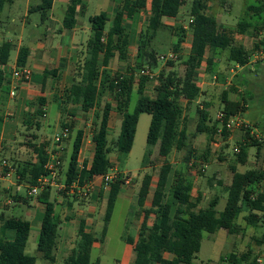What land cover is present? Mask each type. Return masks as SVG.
Instances as JSON below:
<instances>
[{
  "label": "trees",
  "instance_id": "16d2710c",
  "mask_svg": "<svg viewBox=\"0 0 264 264\" xmlns=\"http://www.w3.org/2000/svg\"><path fill=\"white\" fill-rule=\"evenodd\" d=\"M79 1L71 0L63 19L64 28L71 29L74 27L76 6ZM212 1L216 0L192 1L189 9V16L193 18L190 25L191 48L183 62V75L179 76L171 70L168 72L161 71L157 77L154 98H149L144 94V85L149 79L147 76H139L136 83V77L132 73L128 77L117 73L111 75L106 68L115 51H118L120 59L125 58L126 41L123 40L122 31L124 18L132 17L135 13L143 11L149 6L148 22L142 28L138 39L135 69L141 71L145 66L152 69L157 61L156 53L150 46L157 32L166 27L162 23V19L176 18L181 6L184 5V0H121L120 9L116 12L112 26L106 33L107 14L101 12L90 17V36L86 43L84 58L78 68L77 78L73 80L69 88L68 98L62 106V113L65 112V107L68 104L76 106L84 113L95 109L91 136L95 148L91 165L89 169H78L77 154L82 132L76 131L65 172L64 184L66 186H70L72 183L81 186L94 176L106 175L113 167L110 160L111 152L127 155L132 149L139 116L141 114L150 115L146 136L148 150L143 156L142 163H146L152 154L149 147L156 145L158 147L157 155L163 158L164 162L160 167L148 208H145L144 204L151 188V174H144L137 192L136 204L141 210L143 220L136 242L134 243L132 238H128L127 242L134 243V250L141 256L140 264H191L196 253L200 250L203 233L211 235L219 230H226L229 234L237 233L238 228L235 221L243 211L247 212L244 219L248 225L262 228L261 238L256 241L259 246L264 245V222L261 219V213L264 211V195H257L253 198L259 182L264 179V169H252L241 173L231 166V182L226 188L227 201L224 209L218 212L216 210L218 205L216 198L209 201L208 207L197 210L201 199L200 194L195 200H192V181L185 176L183 170L174 171L168 162L174 148L181 151L188 146V135L182 125L184 107L181 104V99L191 102L200 95V88L195 81V72L200 67L205 54H208L206 63L209 67L213 66L218 53L221 51L227 52L229 62L244 67L252 53L241 45H234L230 33L218 30L215 16L207 12L208 3ZM218 1L222 4L225 2V0ZM4 2L5 0H0V11ZM52 3L53 0H41L34 8L36 12H39L41 21L47 19ZM249 30L252 31L254 37H257L258 33L264 30V0L257 2L256 5L246 7L245 18L236 25V31L240 35ZM175 33L177 34V42L172 48L179 52L184 36L180 29L175 28ZM115 36H117V42L114 41ZM10 48L11 45L8 42L1 44L0 65H6ZM253 48L258 49V44L255 43ZM27 54L28 49L26 47L19 50L17 67L25 66ZM168 65H173V62L168 61ZM254 67L257 72L262 69L259 65ZM129 70L134 71L133 68H129ZM43 75L44 77L55 76V71L46 70ZM3 81L4 78L0 70V86ZM134 91L137 100L133 111L130 112L128 108ZM106 92L116 99V110L121 115L120 130L115 141H110L108 138V121L112 106L105 103L101 107L99 104L102 94ZM246 95L251 97L249 92H246ZM36 100L41 107L44 105L42 97ZM245 101L244 97L235 101L231 100L229 91H223L220 97L221 108L226 115L244 112ZM41 107L34 112L36 118L42 117L44 114ZM209 107L210 104L206 102L197 106L195 134H205L210 142L218 123L211 120ZM33 125L37 131L41 127L38 121H35ZM61 126L64 127L63 122H61ZM31 138L36 140L37 136L32 135ZM26 145L32 154H36V163L32 164L30 161H25L17 169V174L20 176V182L33 186L40 176L47 173L44 166L48 160L46 151L48 144L33 141ZM250 146H256L259 150L261 142L252 137L250 129H248L245 131L244 141L238 143L240 149L237 153L238 164L244 165L246 163V150ZM171 174L173 176L170 178ZM124 177L118 169L116 178L109 183L103 216V234L107 229L117 197L124 185ZM49 193V188H46L36 197L38 202L47 206L41 222L36 249L44 260L52 264L59 219L53 214L52 204L48 201ZM12 198L15 202L20 201L19 197L14 196ZM151 218L152 223L149 225L148 221ZM1 227L2 231H12L14 236L12 239L0 236V264H35L36 258L25 252L30 230L29 223L19 217H10L3 221ZM78 237L77 247L65 260V264H98V261L90 262V252L95 238L91 233L85 232L83 221L79 223ZM165 253L172 255V258L166 259ZM221 261L227 264H256L255 255L250 248L240 254L231 253L224 258L222 257Z\"/></svg>",
  "mask_w": 264,
  "mask_h": 264
},
{
  "label": "crops",
  "instance_id": "0c3cea01",
  "mask_svg": "<svg viewBox=\"0 0 264 264\" xmlns=\"http://www.w3.org/2000/svg\"><path fill=\"white\" fill-rule=\"evenodd\" d=\"M40 1L41 0H5L2 9L0 11V46L2 43L5 42H8L11 45L6 65H0L2 77L4 78V81L0 86V117H1L0 149L4 147L12 148L16 143L20 142V141L18 142L16 138L18 134H21L20 132L22 131V129L20 128L22 126L24 128L31 127L33 126V123L35 121H38L40 125L42 123V126L46 124V121L48 120L49 117V111L53 107V110L56 111L57 125L59 123L61 125V122H63L64 127H68V126L70 127L71 125L70 136L66 141L65 147H67V144H70V147L72 149V142L75 136V132L76 131L82 132L80 147L77 154V162H78V166L80 165L83 166V168L85 169H89L95 148V145L91 139L93 120H94L93 114L95 112V109H92L87 113H84L79 109H77L76 106H72L68 104L65 107V112L62 113V106L63 103L66 102L68 98L69 88L73 80L77 78L76 76L78 73V68L81 65L84 58L86 43L90 36V33H87L90 32L89 18L101 12H105L108 16L107 23L109 22L110 24L109 29H110L112 26L113 18L116 12L120 9L121 0H102L103 2L111 1L112 7L109 8L107 7L106 4L104 3L100 4L101 3L100 2L96 6V12H97L96 14L89 13L90 7L93 4L92 3L93 0H80L78 5L76 6V12H75L76 23L74 27L71 29L64 28L63 26V19L65 17L67 8L70 5L71 0H53L52 6L47 14L48 15L47 19L44 21H41L39 12H36L34 9L40 3ZM93 7L94 4L92 8ZM144 12H148L149 14V6H147L143 11L135 13L132 17L124 18L122 22V31H123V40L126 41V45L124 48L125 58L120 59L118 51H115L113 58L110 59L108 67L106 68L108 72L110 73L113 72L111 68V64H114L117 59L119 63L125 64L126 61H129V62H133L134 64L132 65L135 66L139 35L144 25L147 24L149 18L148 15L146 24H143L141 22V18ZM31 14H37L39 16L38 22L40 23V25H42V28H44L45 31L44 35L38 33L37 31V26H39L38 24H35L34 28H31L28 25L30 24V22L31 23L33 22L31 18ZM215 18L217 21V17ZM167 20H175V19L174 18L162 19V23L166 26L164 29L167 28L169 30V28H172L173 26H168L165 22ZM107 31L105 30V33ZM114 41L117 42V36L114 37ZM135 46L136 49L133 52L132 56H129L130 55L129 52L131 48H134ZM24 47L28 49L27 59L24 67H27L31 70L32 72L31 78L33 77L32 79L30 78L28 81H22L12 77V72L18 68L17 58H18L19 50ZM190 48H191V40L188 45V54ZM11 52H15V57L13 60H11ZM207 57L208 54L206 53L205 56L203 57V61L201 62L200 67L197 68V70L200 69L203 66V64H205V67L207 69L208 67L206 63ZM132 58L135 59L133 60ZM234 65L239 70L247 68V67H243V68L238 67L236 64ZM46 70H54L55 76L44 77L43 72ZM116 73L121 74L122 72L117 69ZM122 75L128 77L131 74L128 75L122 74ZM140 75L142 74L140 73ZM150 79L151 78H149L145 82L144 94L149 98H154L156 94L157 81H155V83L150 82ZM196 83L200 88V95L194 101L191 102H187L185 99H181V104L184 108L189 107L191 105H195L197 103H198L197 106H200L199 102L200 100H202V96H203V92L201 88L202 83L199 84L197 81ZM4 85L8 87L7 90L3 89ZM151 87H152V93L148 94L147 90ZM11 91L14 92L13 95H10ZM133 93H135V91ZM132 95L130 102L132 100ZM111 96H112L111 101L108 100L107 102H104V104L109 103L112 106V110L109 114L108 133L110 136V132H112L117 127L116 137H118L119 134L118 130H120V124H121V115L116 110V105H117L116 99L113 97V95ZM39 97H42L44 99V103H43L44 105L42 107L38 104L36 100ZM102 97H106V96H101L100 98L99 104L101 107L104 105L101 104ZM229 98L234 101L240 99V98L232 99L230 97V94H229ZM202 102L208 103L205 100H202ZM40 107L44 112L42 117L36 119L33 118L30 119L29 117L30 114H28V111L32 113L35 112V110ZM2 112H4V116L2 115ZM65 113L67 114L66 117H64ZM20 115L21 117H19ZM8 116H11L10 120H8ZM47 127H49V125H47ZM231 138L232 136L229 138V140H231ZM260 148L261 146L257 151L258 155L260 153ZM175 150L177 149L174 148L173 151ZM115 153L118 154L117 152ZM69 156L70 154H68V159L66 163L67 165H68ZM31 157L32 159L29 161L32 164L36 163V154H31ZM23 163L24 162L16 163V166L14 167L15 168L14 173L10 177L0 180V236L6 239H12L14 236V233L12 231L9 230L2 231L1 226L5 219L10 217H19L27 221L29 223V228H30L27 243L32 237L35 242L34 249L35 252L37 253V257L34 255L32 256L36 258V261L38 257H40L44 261L40 264H49L46 260H44L41 257V254L38 253L36 249L41 222L45 216L47 206L46 204H42L36 200V197L39 194L34 196L35 198H33L32 195H29L26 190V186L28 185L26 183L20 182V176L17 174V169H19V166L22 165ZM67 165L66 168L64 169V177L60 182L62 184H64ZM232 167L236 168V166H232ZM255 170H259V169H255ZM89 181L92 182V188L84 197H79V195L75 193V190H71L69 188L62 191L49 188L50 193H49L48 201L49 203L52 204L54 216L58 217L59 219V225L57 228L56 246L53 252L54 262L52 264H65V260L69 257L71 252L77 247V244L79 242L78 228H79V223L81 221H83L84 223L85 232L91 233L95 238V241L92 244V248L90 252V262L93 263L95 261H98V264H140L141 256L134 250V243L138 238L139 228L143 220V215L137 204L132 219L130 217L125 219L124 224L122 226V230L118 234L117 238H115L114 236L111 237L109 235L111 223H112V216L105 233L103 234L101 229L100 235L97 234V230H99V226H100L101 214L104 210V207L102 206L100 208L99 214L96 217H93L95 215V211L97 210V207L94 204L93 199L92 201H90V203H88L85 206L83 211H79V213L82 214V216L78 218L77 221L76 219L73 218L72 215L67 216L66 213L64 215H61L60 213L61 208L58 210L56 203V195L61 192L64 195L63 202L65 203V206L67 208H71L73 206L74 198H76L78 202L81 201L84 202L87 201L89 197L95 193H97L98 196H104L106 199L109 187H105L103 185L102 181L100 180V177L94 176L90 178ZM17 185L21 186V190H19L18 192L16 191ZM122 190H124L123 192L124 194L126 189L123 186L121 188V191ZM14 196L19 197L20 201L15 202L12 198ZM8 197H10L9 199L12 198L11 199L12 203L6 205L4 202ZM68 197H71L72 200H69ZM136 198H135V202H136ZM151 198H152V194H151ZM130 201L131 200H128V202ZM144 207L148 208L146 207V201ZM136 209H138L139 211V213L137 214L135 213ZM151 223H152V218L149 219L148 221L149 225H151ZM235 225L238 228L237 219L235 221ZM102 228H103V221H102ZM128 238H132L134 243L133 244L128 243L127 242ZM94 251H96V255L94 258H91L92 252ZM164 257L166 259H171L172 255L165 253Z\"/></svg>",
  "mask_w": 264,
  "mask_h": 264
},
{
  "label": "rangeland",
  "instance_id": "374dc122",
  "mask_svg": "<svg viewBox=\"0 0 264 264\" xmlns=\"http://www.w3.org/2000/svg\"><path fill=\"white\" fill-rule=\"evenodd\" d=\"M192 1L193 0H184V5L181 6L179 10L178 19L165 21L168 26L173 27L169 28V30L167 28L159 30L154 40L152 41L150 48L156 53L155 58L157 63L154 67H152V69L147 66H145L143 69L147 70L149 72V76L152 77L150 79V82L155 83L161 71L168 72L171 70L176 72L179 76L183 75V62L187 58L188 45L190 43L189 35L185 40L187 48H183L178 53V58L176 60H170L171 62H173V65H168V61H160L159 57L167 55L169 52L173 51L172 46L177 42V34L175 33L174 27L176 28L179 25V22H187ZM259 1L261 0H225L224 4L220 3V1L218 0L212 1L208 3V14L217 17L218 30L230 33L232 35L234 45H241L248 51L254 52L257 50L253 48L255 43L258 44V49L264 47V30L260 31L257 37H254L252 31L250 30L245 34L240 35L236 31V25L239 21L245 18L246 7L250 5H256ZM92 3L94 4V7L92 8V4L89 10L90 14L97 13L96 6L99 3H104L109 8L112 7L111 1L103 2L102 0H93ZM148 15V12L143 13L141 18V22L143 24H146ZM31 18L33 22H30V24L28 25L31 28H34L35 24H38V33L44 35V28H42V25H40V23L38 22L39 16L37 14H31ZM109 27L110 24L108 22L106 24L105 30L107 31ZM262 41L263 43H260ZM135 49L136 46L134 48H131L129 56H132ZM14 57L15 52H11V60H13ZM132 64L134 63L129 61H126L125 64L119 63L117 59L114 64H111V68L113 71L111 72V75H114L117 69L122 72L121 74L128 75L132 73L133 76L136 77L135 82L137 83L139 76H141V72L138 69L136 70L135 66ZM263 64L264 62L259 61L254 65H259L262 68L259 72L255 71V67L254 70L250 69L249 67L239 70L232 62H229L227 60V52L221 51L218 53L213 66H208L206 69L205 64H203V66L195 72V81H197L199 84L202 83V100H205L210 104L209 113L211 120L215 121L218 112L222 110L220 97L223 91H229L230 97L232 99H241L242 97H244L246 99V101L244 102L245 110L239 115L247 124H250L252 126L251 130L254 131L255 134L259 135L260 139L258 141L261 142L259 155L257 154L258 148L256 146H250L246 150V163L244 165L238 164L237 154L233 152V148L237 147L238 143L244 141L245 131L237 130L233 133L228 134L226 141L221 143L219 148L213 149L209 146L210 142L208 141V138L205 134H195V126L197 122L196 107L198 103L184 108V118L182 120V125L185 127L186 133L188 135V146L185 150L173 151L168 158V162L172 165L174 171L183 170L185 176L192 181V200H195L198 194H200L201 199L197 206V210L208 207L209 201L213 198H216L218 200L216 210L220 212L224 209L227 201L226 188L229 186L232 177V172L230 170L231 166H236V170L241 173L250 169L264 168ZM129 68H133L134 71L131 72ZM3 89L7 90L8 87L4 85ZM246 92H249L251 94V97H248L246 95ZM147 93H152V87L147 90ZM102 96H106L102 97L101 99L102 105L104 104V102H107L108 100L111 101L112 99V96L109 95V93L107 94V92ZM136 99L137 95L133 93L132 100L128 108L130 112L134 109ZM202 100H200V104L202 103ZM28 114H30V119H36V117L34 116V112L31 113L28 111ZM2 115L4 116V112H2ZM66 116L67 114L65 113L64 117ZM19 117H21V115ZM10 118L11 116H8V120H10ZM149 123L150 115L141 114L137 125L133 147L129 154L122 155L116 154L114 151L111 152L110 160L113 166L111 173H116V169H119V171L125 176L124 178H131V181L128 185H123V187L126 189L125 193L123 194L124 190H122L115 203L109 233L111 237L114 236L115 238H117L118 234L122 230L125 219L128 217L132 219L136 207L135 198L137 196L141 180L146 173H149L152 176L150 194L146 199V207L150 206L151 194L157 181L160 167L163 164L164 160L157 155L158 147L156 145L153 147H149L152 154L148 157L146 163H142L143 156L148 150L146 144V136ZM47 125H49V127H47ZM62 128L63 127L60 125V123L57 125L56 111L53 110L52 107L49 111V117L46 121V124L42 126L41 123V128L38 131L35 129L34 125L25 128L22 126L20 128L22 129V131L20 132L21 134H18L16 138V140L20 142L16 143L12 148L4 147L0 149V158L8 160V162L14 167L18 162L22 163L31 160L32 152L26 144L33 141L37 143L46 142V144H48L46 150L50 152L55 145L54 137L59 134ZM33 134L37 136L36 140H32L31 136ZM116 134L117 127L112 132H110L109 140L115 141L117 139ZM231 136L232 138L231 140H229ZM64 146H66V144ZM70 152V144H67V147H64L62 153V165L60 166L61 170L59 169V172H61L60 175L58 174V178L61 179H58V182H61L64 177V169L66 168L68 154H70ZM186 158L188 159L187 163L185 164L184 162L186 161ZM172 176L173 175L171 174L170 178ZM33 198L35 197L33 196ZM63 198L64 195L62 194V192L56 195L58 210L61 208V215H64L65 213L67 214V216L72 215L73 218L76 219V221L82 216L79 211H83L85 206L90 203L92 199L97 207V210L95 211V215L93 217H96L99 214L100 208L103 206L104 210L101 214L99 230H97V234L100 235L103 215L105 211V197L98 196V194L95 193L92 194L89 199L84 202H78L77 199L74 198L73 206L71 208H67L65 206ZM68 198L69 200H72L71 197ZM128 200L131 201L128 202ZM135 213H139L138 209H136ZM246 213L247 212L245 211L238 215V232L236 234H229L226 230H219L211 235L203 233L200 250L198 253H196L195 258L192 260L191 264H227L226 262L221 261L220 258H224L230 253L240 254L246 252L249 248L252 250L253 255L257 254V252H261L264 249V245L260 247L257 244L256 240H260L262 229L259 227L255 228L247 225L244 220V216H246ZM34 243L35 242L31 237L27 243L25 252L28 255H34L37 257V253L34 249ZM95 255L96 251L92 252L91 258H94ZM42 262L44 261L40 257H38L36 264H40Z\"/></svg>",
  "mask_w": 264,
  "mask_h": 264
},
{
  "label": "built area",
  "instance_id": "2783aa9c",
  "mask_svg": "<svg viewBox=\"0 0 264 264\" xmlns=\"http://www.w3.org/2000/svg\"><path fill=\"white\" fill-rule=\"evenodd\" d=\"M175 20L178 19V16L174 18ZM193 22V18L191 16L188 17L187 22H179V25L176 27L177 29H180L183 32V43L180 45V51L185 48L187 45L185 44V40L187 36H190L191 40V29L190 25ZM179 51V52H180ZM176 51H171L167 55L160 56L159 60L162 62L170 61V60H176L178 58V53ZM259 61L264 62V47H261L257 49L256 51L252 52L248 57V62L244 67H249L250 69L254 68V65L258 63ZM238 66V65H237ZM241 67V66H238ZM243 68V67H241ZM141 74L143 76H147L148 78H152L149 76V72L147 70H141ZM32 72L27 67L17 68L12 72V77L18 80L22 81H28L31 78ZM14 92L11 91L10 95H13ZM218 123V127L215 131V133L212 136V139L210 140L209 146L213 149H217L220 147L221 143L225 142L227 139L226 134L233 133L234 131H246L250 129V135L254 137L255 139L259 140V135L255 134L254 131L251 130V125L247 124L243 118L239 114L235 115H226L224 111H219L216 120ZM70 136V128L64 127L59 132L58 135L54 137V148L49 152L47 151L48 160L44 166V169L46 170V174L40 176L36 184L33 186H26L27 193L32 196H36L40 193V191L46 189V188H53L57 189L59 191L65 190L67 188L71 190H75V193L79 195V197H84L92 188V182L88 180L86 181L83 186L77 185V183H72L70 186H66L65 184H62L58 182V174L59 169L61 166V158L62 153L64 149V145L66 144L67 139ZM239 147H234L233 152L239 153ZM78 166V162H77ZM78 169H83V166H78ZM15 171V168L12 164L8 162L6 159L0 158V180L10 177ZM118 169H116V173H111L112 169L104 176H99L100 180L102 181L103 185L105 187H109V183L112 182L117 175ZM131 181V178L126 177L124 178V184L128 185ZM21 190V186H16V191L18 192ZM257 195H264V179L261 180L257 186L256 193L253 195V198L257 197ZM6 205H9L12 203V200L7 198L4 202ZM264 207V203H263ZM261 219L264 222V211L261 213ZM255 262L256 264H264V249L261 252H257L255 254Z\"/></svg>",
  "mask_w": 264,
  "mask_h": 264
}]
</instances>
